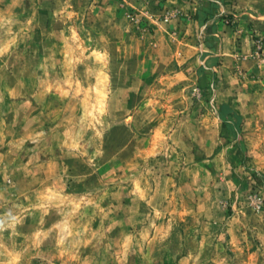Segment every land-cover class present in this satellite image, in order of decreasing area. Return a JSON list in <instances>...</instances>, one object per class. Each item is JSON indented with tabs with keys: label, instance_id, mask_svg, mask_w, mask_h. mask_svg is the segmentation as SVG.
<instances>
[{
	"label": "rangeland",
	"instance_id": "rangeland-1",
	"mask_svg": "<svg viewBox=\"0 0 264 264\" xmlns=\"http://www.w3.org/2000/svg\"><path fill=\"white\" fill-rule=\"evenodd\" d=\"M205 2L0 0V264H264V30Z\"/></svg>",
	"mask_w": 264,
	"mask_h": 264
},
{
	"label": "crops",
	"instance_id": "crops-1",
	"mask_svg": "<svg viewBox=\"0 0 264 264\" xmlns=\"http://www.w3.org/2000/svg\"><path fill=\"white\" fill-rule=\"evenodd\" d=\"M170 2H176V0H169ZM205 2L206 7H210L214 4V1L216 0H203ZM220 1L219 10L214 9V11L220 12L221 10H233L232 12H238V15L240 16L239 21L240 24L238 26L239 29L236 30V32H233V35H238L241 38V41L243 43V50H247L250 47V44H252L251 36L247 35L245 33L244 27L252 28L254 30H264V0H217ZM231 33V32H230ZM225 51L223 54L228 51L230 53L231 47L230 44L228 47L223 48ZM231 54V53H230ZM243 64L247 65L248 62H242ZM250 63V62H249ZM242 114L243 119H264V113L261 112H255L254 114L248 115V114ZM219 120V119H218ZM220 121V120H219ZM221 123V121H220ZM260 129V128H258ZM261 132L264 133V130Z\"/></svg>",
	"mask_w": 264,
	"mask_h": 264
},
{
	"label": "trees",
	"instance_id": "trees-1",
	"mask_svg": "<svg viewBox=\"0 0 264 264\" xmlns=\"http://www.w3.org/2000/svg\"><path fill=\"white\" fill-rule=\"evenodd\" d=\"M209 47L211 46V45H208ZM220 117H221V115H220ZM222 118V117H221ZM223 126H224V128H229V127H231L230 126V124L228 123V122H226V121H223Z\"/></svg>",
	"mask_w": 264,
	"mask_h": 264
}]
</instances>
